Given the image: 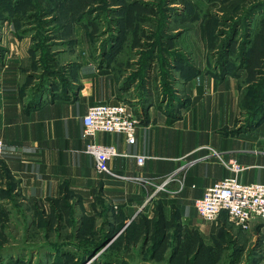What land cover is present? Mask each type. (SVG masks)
<instances>
[{"label": "crops", "instance_id": "1", "mask_svg": "<svg viewBox=\"0 0 264 264\" xmlns=\"http://www.w3.org/2000/svg\"><path fill=\"white\" fill-rule=\"evenodd\" d=\"M14 38H0V138L5 143L0 207L8 206L14 194L23 201L70 197L86 209L101 200L118 224L142 215L153 218L161 209L167 220L177 216L181 233H191L195 241L228 254L242 248L239 264L245 263L248 239L256 231L264 237L263 222L243 229L226 212L207 221L195 207L208 186L234 175L228 167L232 159L242 165L241 181L264 183V123L256 129L237 128L243 123L237 78L202 70L185 80L176 71L172 94L163 96L158 81L148 77L141 87L139 79L127 81L128 69L123 68L121 75L106 64L105 53L85 50L84 41L59 50V65L46 67L44 73L38 58L26 49L25 39ZM118 102L128 104L139 120L135 143H129L124 133L84 134L90 106ZM90 142L114 145L119 154L109 161L110 168L140 181L101 172L86 151ZM141 155L146 157L142 165L137 159ZM189 163L166 189L158 190ZM32 250L35 264L42 251ZM46 254L51 261L56 256ZM4 258L12 263L28 254ZM259 264H264V252Z\"/></svg>", "mask_w": 264, "mask_h": 264}, {"label": "rangeland", "instance_id": "2", "mask_svg": "<svg viewBox=\"0 0 264 264\" xmlns=\"http://www.w3.org/2000/svg\"><path fill=\"white\" fill-rule=\"evenodd\" d=\"M3 36L25 39L44 73L59 65V50L84 41L85 50L105 53L106 64L121 75L128 69L127 81L139 79L140 87L148 77L158 81L163 96L172 94L176 71L185 80L202 70L231 75L241 88L243 123L237 128L264 123V106L257 112L264 105V0H0ZM10 199L0 207V264H32L33 248L42 251L35 264H187L182 249L187 245L176 240L174 217L167 236L149 244L144 256L143 235L129 234L131 223L118 224L106 202L86 209L70 197L23 201L14 194ZM133 238L132 257L121 256ZM262 238L256 231L248 239V251L259 250L258 260ZM100 245L92 260L89 249ZM48 251L56 255L52 261ZM172 252L179 254L174 258ZM22 254L28 258L4 260ZM187 256L191 262L193 253Z\"/></svg>", "mask_w": 264, "mask_h": 264}, {"label": "built area", "instance_id": "3", "mask_svg": "<svg viewBox=\"0 0 264 264\" xmlns=\"http://www.w3.org/2000/svg\"><path fill=\"white\" fill-rule=\"evenodd\" d=\"M83 122L84 134L89 137L95 136L98 132L124 133L129 143H135L139 120L128 104L124 102L92 105L84 116ZM4 149L5 143L0 138V158L3 156ZM86 151L95 157L97 168L101 172L125 180L136 179L140 181L137 177L120 175L110 168L109 161L119 154L114 145L90 142ZM145 158L143 155L138 156L139 164L142 165ZM190 164L182 166L168 176L158 186V190L166 189L167 184L177 179V175ZM228 167L234 175L227 176L208 186L204 195L195 200L198 214L207 221H216L223 212H226L229 219L243 229H249L252 223L258 220H261L264 225V183L241 181L239 173L242 170V165L236 159H232ZM144 182L148 181L145 180Z\"/></svg>", "mask_w": 264, "mask_h": 264}, {"label": "trees", "instance_id": "4", "mask_svg": "<svg viewBox=\"0 0 264 264\" xmlns=\"http://www.w3.org/2000/svg\"><path fill=\"white\" fill-rule=\"evenodd\" d=\"M263 106L264 105H262V107L260 106L259 109H257V112L259 111L261 112L262 111L261 109L263 108ZM257 112H255L254 115H252V118L255 119L257 117V114H258ZM173 217H174V224L176 226V231H175V235L177 236L176 240L178 241L180 245H184V244L187 245V248L185 247L182 248V249H185L183 253V257L187 264L188 263L189 264H239V262L242 261V255H243L242 248L237 247L228 254L226 253V251H224L221 248H217V247L212 248V247L206 246L202 241L198 242V241L193 240L194 238L191 235V233L189 232L181 233V227L178 224L177 216L174 215ZM170 222H173V220L172 221L167 220L162 215V210L157 209L156 215L153 218H148L147 216L142 215L138 220L134 219L128 227L129 228L128 233L134 236L138 235V237L140 235H143V241L145 242V248L143 251V255L146 256L148 249L150 248L149 244L151 245L154 242H156L159 236H167L168 229L170 227ZM123 224L125 223L123 222ZM138 237L136 239H138ZM136 239L134 238L133 240L128 239V242L130 244H128V246L125 247V248L129 247L128 254L121 255V256L128 257V258L132 257L131 256L132 249L130 248V245ZM160 240H162V238ZM100 247L101 245L96 246V247H91L89 249L91 250L89 254L91 253L94 256L96 252L100 250ZM152 248L154 247L152 246ZM175 248L178 251L180 250L179 246H176ZM257 252H259V250L258 251L256 249L251 250L247 256V259H246L247 261L245 260L244 264H259L262 260L263 255L261 259L258 260L257 258L259 254ZM188 253L189 254L193 253V260H191V262H189L190 259L187 256ZM173 254H174V258H176L177 254L179 253L175 252ZM137 263H140V262H137ZM140 264H142V262Z\"/></svg>", "mask_w": 264, "mask_h": 264}, {"label": "bare ground", "instance_id": "5", "mask_svg": "<svg viewBox=\"0 0 264 264\" xmlns=\"http://www.w3.org/2000/svg\"><path fill=\"white\" fill-rule=\"evenodd\" d=\"M95 259V258H94Z\"/></svg>", "mask_w": 264, "mask_h": 264}]
</instances>
